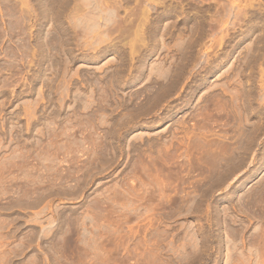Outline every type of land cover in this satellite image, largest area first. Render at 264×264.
<instances>
[{
	"label": "rangeland",
	"instance_id": "374dc122",
	"mask_svg": "<svg viewBox=\"0 0 264 264\" xmlns=\"http://www.w3.org/2000/svg\"><path fill=\"white\" fill-rule=\"evenodd\" d=\"M264 0H0V264H264Z\"/></svg>",
	"mask_w": 264,
	"mask_h": 264
},
{
	"label": "bare ground",
	"instance_id": "6f19581e",
	"mask_svg": "<svg viewBox=\"0 0 264 264\" xmlns=\"http://www.w3.org/2000/svg\"><path fill=\"white\" fill-rule=\"evenodd\" d=\"M248 210L252 218L258 219L262 223L260 232H257V236L253 240V244L257 250H263L264 248V190L257 194V196L251 199L248 203Z\"/></svg>",
	"mask_w": 264,
	"mask_h": 264
}]
</instances>
